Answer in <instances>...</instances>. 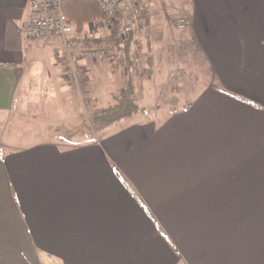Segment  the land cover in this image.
Returning a JSON list of instances; mask_svg holds the SVG:
<instances>
[{"label":"crops","instance_id":"crops-1","mask_svg":"<svg viewBox=\"0 0 264 264\" xmlns=\"http://www.w3.org/2000/svg\"><path fill=\"white\" fill-rule=\"evenodd\" d=\"M136 1L149 19L152 74L134 78L135 101L146 113L94 138L76 132L80 101L61 73V41L25 37L19 28L30 0H0V116L7 118L0 130V264H264V6L248 30L229 26H238L239 37L240 30L256 36V45L224 60L200 36L247 18L210 16L206 0H190L195 14L186 32L197 52L192 63L197 55L210 69L205 85L199 76L190 81L188 63L174 77V63L161 54L165 31L151 30L152 17ZM108 30L98 20L85 35ZM80 66L90 104H114L121 67ZM171 79L180 82L178 92ZM43 93L72 104L68 126L9 128L21 102L46 99Z\"/></svg>","mask_w":264,"mask_h":264},{"label":"rangeland","instance_id":"rangeland-1","mask_svg":"<svg viewBox=\"0 0 264 264\" xmlns=\"http://www.w3.org/2000/svg\"><path fill=\"white\" fill-rule=\"evenodd\" d=\"M140 1L143 7L148 10L150 17H152L151 30L153 32H155V30L158 29H163V31H165L164 33L166 36L165 35L164 36L166 38V42L163 45H164V51L165 50L166 51L164 52V54L163 52H161V54L167 56V63L168 61L170 63H174L175 65V68L173 67L174 77L176 76L180 68L185 69V67H183L185 65L184 63H188V65L186 66L187 71L190 72L189 77L192 76L190 81L193 78H196V76H199L200 80L206 82L205 85H207V83H209V81L212 79L211 78L212 76L210 74V69L207 65V62L202 60L200 56L197 57L196 55L195 58L196 60H198V62L196 64L192 63L194 54H197V52L194 48L193 42L191 41V39L189 38L186 32V29L190 28L192 16H194L195 14V9L191 1L190 0H140ZM205 3L206 5L204 6V8L203 7L202 8L204 10L206 9L207 14L210 16L221 13L223 14L227 13L232 15V13H234L236 14L237 17H241V15L244 14L245 18H247L246 20L239 19L238 21H233V20L226 21L224 23L225 25L218 26L216 30L217 36L214 35L200 36V40L202 44H204L207 47H211L209 53L212 54V56H216L219 59L223 58L224 60H226L229 55L232 57H236L242 50H244V48L250 49L251 46L256 45L257 43L256 36L250 37L247 34L248 32L247 27L249 24L252 25V22H254L252 21V19H256L255 16L256 13L261 12L258 10V8L264 6V4H260V0H206ZM181 21L183 23L182 28L179 27ZM233 23L238 24V26L241 27L242 29L244 28L247 29V30H240L244 35H241V37H239L240 35H238V32L235 34L234 31L237 29L238 26L234 24V26L229 27ZM245 23L247 26L246 25L244 26ZM209 24L211 27V20L209 21ZM95 26L89 29L90 30L95 29L96 31L100 29L101 31L100 32L97 31V32L100 34L103 33L102 32L103 28L101 27L97 28ZM222 27L230 29V31H232L231 34L224 35L226 30L223 29ZM253 28H260V26H253ZM211 30H213V28ZM252 30L253 29H251V31ZM253 31L256 32V30ZM54 39L56 38H51L49 42L51 43V41H57V39L56 40ZM143 48L144 47H142L141 49ZM164 56H162L161 59H163ZM109 59L110 57L104 59H96L92 61L90 60V62L106 61V62H110L112 65L114 62L110 61ZM81 62L82 61H80V63ZM78 67L82 69L80 64L78 65ZM61 71L63 76V71H64L63 63H62ZM120 72H121L120 74L123 75V77L126 75L125 70L122 67ZM85 81H86V76L84 72L83 83H81L78 86L74 85L75 88L77 89L78 99L80 101V104L77 102V108L79 112L81 111V114L78 115V120H80L79 121L80 123H78L77 125L78 129L76 132L78 134H81L82 137L84 136L83 134H86L88 136L96 138L100 136L101 131L92 130L89 123V113L94 107H99L101 105L100 103L90 104L91 99L87 96H84L83 92L86 91V89L84 90ZM169 85L171 87L172 92L174 90L178 92V90L180 89V82H176L175 80L171 79V84ZM39 86H37L35 90H38ZM170 87L168 89H170ZM35 90L32 91L31 94L35 95L34 94L36 92ZM41 96H45L46 99L29 100L24 103L21 102V105L18 106L14 112L18 115L13 116L11 120L12 122H10L9 125L12 124L14 127H17V129H20V127L18 126L21 123L33 129H35L38 126L42 128L43 125L46 126V124H48L49 122L61 124V126H68V123H63V122H65L67 119H70L71 117L70 115L72 114V109H74L72 104L71 103L69 104L64 100H56L52 96L48 98L49 96L48 93H43L41 94ZM6 119L7 118L0 116V130L2 129L4 130V128L6 127L5 125L7 124ZM8 127L12 128L11 125ZM28 130L30 129L28 128ZM43 134L46 135L48 133H43ZM39 135H41V133H39ZM0 137H3V135H0Z\"/></svg>","mask_w":264,"mask_h":264},{"label":"built area","instance_id":"built-area-1","mask_svg":"<svg viewBox=\"0 0 264 264\" xmlns=\"http://www.w3.org/2000/svg\"><path fill=\"white\" fill-rule=\"evenodd\" d=\"M106 25L117 24V35L124 38L133 31L136 35V46H146L148 27L145 17L136 0H96ZM29 16L19 31L29 39L56 38L61 41L60 56L64 64V78L74 84L83 83L84 71L78 67L80 61L96 60L113 57L116 53L114 46L104 43L76 42L73 27L65 16L61 0H30ZM182 21L179 27L182 28Z\"/></svg>","mask_w":264,"mask_h":264},{"label":"trees","instance_id":"trees-1","mask_svg":"<svg viewBox=\"0 0 264 264\" xmlns=\"http://www.w3.org/2000/svg\"><path fill=\"white\" fill-rule=\"evenodd\" d=\"M139 4V3H138ZM62 10L73 27L72 40L76 42L104 43L114 46L116 53L110 57L114 65L125 70L122 92L116 97L114 104L105 108L92 109L89 113V123L94 131H102L109 126L127 120L138 112L146 113L135 101V77L150 79L152 74V57L147 48L136 46V35L133 31L124 38L117 35L118 25L111 26L108 32L101 36H86L87 25L105 18L96 0H61ZM140 6V5H139ZM149 29L147 13L141 7ZM112 64V65H113Z\"/></svg>","mask_w":264,"mask_h":264}]
</instances>
